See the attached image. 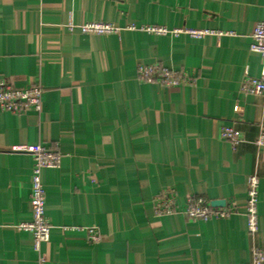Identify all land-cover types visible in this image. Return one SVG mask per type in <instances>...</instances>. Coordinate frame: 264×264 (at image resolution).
Returning a JSON list of instances; mask_svg holds the SVG:
<instances>
[{"label": "crops", "instance_id": "1", "mask_svg": "<svg viewBox=\"0 0 264 264\" xmlns=\"http://www.w3.org/2000/svg\"><path fill=\"white\" fill-rule=\"evenodd\" d=\"M264 0H0V78L38 85L42 110L0 109V264H252L264 250V97L241 92L259 77L251 50ZM110 23L116 35L80 25ZM130 24L209 31L154 35ZM70 26L74 29L71 31ZM186 74L178 87L140 81L139 65ZM232 127L233 145L222 131ZM58 146L45 169L50 240L34 247V158L14 146ZM259 178V232L246 229L249 177ZM177 212L157 216L156 196ZM190 197L225 201L228 219L191 221ZM96 228L99 242L87 231Z\"/></svg>", "mask_w": 264, "mask_h": 264}, {"label": "built area", "instance_id": "2", "mask_svg": "<svg viewBox=\"0 0 264 264\" xmlns=\"http://www.w3.org/2000/svg\"><path fill=\"white\" fill-rule=\"evenodd\" d=\"M74 29L70 26V30ZM78 29L85 35H116L123 29L110 23L91 22L80 25ZM125 30L141 31L154 35H179L188 33L191 36L203 37L209 34V31H194L193 29H174L169 31L166 27L156 25H137L130 24ZM254 42L251 50L261 55L263 65L261 75L252 77L246 75L242 81L241 92L247 95H257L264 97V19L256 26L253 34ZM137 73L140 81L150 84L164 85L167 87H178L181 83L190 81L186 74L173 71L159 64L139 65ZM43 102V90L38 85L30 86L26 89H16L11 86L6 79L0 78V109L2 111L21 114L27 111L41 112ZM222 136L229 141L233 147L240 143L238 134L232 127H225ZM259 145H264L263 139ZM12 152H23L31 154L34 158V167L32 171V220L22 223L18 228L22 231L32 233L34 237V247L40 252L41 245L50 240L51 224L46 215V190L42 181V173L45 169H57L61 163V153L59 147L38 146H14ZM259 178L256 174L249 177L247 188V200L245 205L246 229L254 236L259 232ZM237 209L233 206L214 207L212 202L204 197H190L187 201L185 216L191 221H208L210 219H228ZM154 212L157 216L172 215L177 212L176 192L173 189H164L155 198ZM87 239L96 243L101 240V234L96 228H90L87 231ZM40 264H44L40 259ZM252 264H264V250L253 249Z\"/></svg>", "mask_w": 264, "mask_h": 264}, {"label": "water", "instance_id": "3", "mask_svg": "<svg viewBox=\"0 0 264 264\" xmlns=\"http://www.w3.org/2000/svg\"><path fill=\"white\" fill-rule=\"evenodd\" d=\"M214 207H224L226 205L225 201H212Z\"/></svg>", "mask_w": 264, "mask_h": 264}]
</instances>
